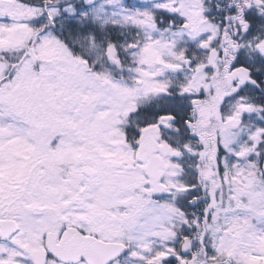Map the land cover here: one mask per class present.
<instances>
[{
    "label": "snow or ice",
    "instance_id": "1",
    "mask_svg": "<svg viewBox=\"0 0 264 264\" xmlns=\"http://www.w3.org/2000/svg\"><path fill=\"white\" fill-rule=\"evenodd\" d=\"M0 264H264V0H0Z\"/></svg>",
    "mask_w": 264,
    "mask_h": 264
}]
</instances>
